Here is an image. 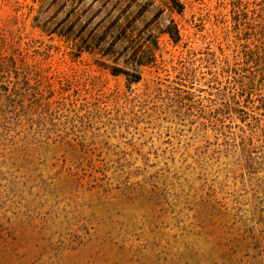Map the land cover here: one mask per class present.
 <instances>
[{"label":"rangeland","instance_id":"374dc122","mask_svg":"<svg viewBox=\"0 0 264 264\" xmlns=\"http://www.w3.org/2000/svg\"><path fill=\"white\" fill-rule=\"evenodd\" d=\"M178 1L0 0L36 67L21 102L0 66V264H264V81L231 57L264 0ZM48 17L133 23L140 80Z\"/></svg>","mask_w":264,"mask_h":264},{"label":"trees","instance_id":"16d2710c","mask_svg":"<svg viewBox=\"0 0 264 264\" xmlns=\"http://www.w3.org/2000/svg\"><path fill=\"white\" fill-rule=\"evenodd\" d=\"M107 0H98V2L105 3ZM171 6L177 11H181L183 5L178 0H169ZM233 12L235 13L236 20L234 24L238 23V26L241 22V16L239 7L233 5ZM36 25L42 31L47 33H56L60 36H64L68 41L71 42V47L77 52H82L85 50L95 49L103 56L111 58L112 60H122V63L128 69H122L121 67L114 66L111 69L113 74L123 73L130 77L131 82H138L141 78L140 68L147 64V58L144 57L145 50L140 49L141 52L137 53L138 46L134 44L133 39L135 37L134 24L127 22H119L117 20L112 21L110 24L104 25L103 23L97 25H91L87 21L82 23L78 20H56L55 18H46L43 22ZM95 27V28H94ZM108 31L106 32V30ZM20 30V31H19ZM17 37H15L16 35ZM168 34L172 37V33L167 31ZM237 32L244 33L245 37H240L238 40V47L245 49L238 51L235 49L232 50L231 57L233 58V64L238 62L237 66H240V69H245L242 74H239L236 87L238 90L241 89L244 94L241 95V98L248 97L249 90H251L257 83H262L264 81V13L259 19H253L249 27L238 28ZM21 37V28H16L15 30L12 27V21L10 19H5L2 24H0V40H2V48L6 49L4 55H0V66L3 70L10 74V77L13 79L12 86L14 91L8 94V98L11 97L18 101H23L24 96H27L26 92L20 93L21 84L23 80L19 77V70L29 73L30 69L36 68L35 66L27 67L25 65H18L16 59V52L18 50V42ZM173 38V37H172ZM25 43H30V40H26ZM26 44V45H27ZM36 49H33V52ZM138 56V57H137ZM229 58L223 59L229 64ZM222 61V62H223ZM229 66V65H228ZM256 67H260L259 71H255ZM233 68V67H232ZM235 67L234 69H237ZM39 75L42 72L45 74V70L40 68L37 69ZM29 81V79H28ZM33 86L29 89L33 90ZM238 97V91L235 93ZM228 107L224 113H234L237 111L236 104L238 101L228 99ZM261 108L264 110V105H261Z\"/></svg>","mask_w":264,"mask_h":264}]
</instances>
